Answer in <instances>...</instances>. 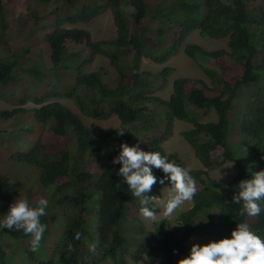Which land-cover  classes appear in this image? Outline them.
I'll return each mask as SVG.
<instances>
[{"label":"trees","instance_id":"16d2710c","mask_svg":"<svg viewBox=\"0 0 264 264\" xmlns=\"http://www.w3.org/2000/svg\"><path fill=\"white\" fill-rule=\"evenodd\" d=\"M252 2H260L258 8ZM107 10L117 28L112 39L94 40L77 25ZM146 21L162 28L154 43ZM173 27L179 29L178 38L168 41L166 30ZM195 30L206 38L229 37V51L186 47L201 62L214 92L203 79L178 75L167 98L156 94L168 86L173 68L143 70V58L168 61ZM226 54L239 64L240 77L225 78L215 69L228 67ZM99 55L115 69L114 85L100 69H86ZM251 85L254 98L244 109L239 144L233 146L229 115L241 87ZM209 109L218 113L217 120H203L200 110ZM80 113L100 120L116 116L119 124L96 133ZM180 121L192 125L182 134L204 167L189 169L198 192L180 213L178 226H172L167 218L140 216L138 201L118 175L120 166L111 161L123 142L140 141L144 149L166 153L163 144ZM121 128L123 135L117 133ZM168 155L186 167L176 153ZM227 161L238 170L222 184L209 171ZM8 163L26 169L25 181L5 170ZM261 169L264 0H0V216L19 196L33 205L49 200L39 249H31L32 237L23 231L0 230V264H100L124 261L127 254L136 262L147 258L179 264L190 251L189 239L205 229L197 223L202 216L210 226L222 227L213 239L230 235L241 221L264 236V212L241 217V205L231 202L236 185ZM156 174L162 175L159 170ZM162 187L154 185L151 193L158 212ZM91 243L97 244L94 253Z\"/></svg>","mask_w":264,"mask_h":264},{"label":"clouds","instance_id":"9594fccd","mask_svg":"<svg viewBox=\"0 0 264 264\" xmlns=\"http://www.w3.org/2000/svg\"><path fill=\"white\" fill-rule=\"evenodd\" d=\"M258 6L255 8H258ZM222 38H227L228 40L229 37L225 36L217 39ZM219 49L207 50L213 51ZM224 50L229 51L228 41L227 49ZM227 68L228 67L215 69H217L225 78L232 79L237 76L240 77L239 74H236L235 72H228ZM206 77V80H203L204 83H206L208 88L214 92V86L210 84L209 77L207 75ZM254 92V85L248 87L243 86L239 90L237 99L234 101V108L229 115L230 127L236 129L231 135L233 140L237 141L236 145H233L229 140L230 144L233 146L239 144L240 136L237 135V132L240 128V120L247 103L254 98ZM246 94L250 95V97L246 98ZM201 111H212L214 117L210 120H217L218 113L214 109L200 110V114ZM187 124L192 127L191 124ZM238 124L239 127L237 128ZM117 133L123 135L125 131L121 128ZM173 136H171V138ZM169 140L163 144L165 150V144ZM186 141L195 152L192 144L187 139ZM172 153H176L184 164H186V167L177 163L176 160L170 159L168 154ZM180 154L179 151L168 152L166 150V153H162L159 150H145L141 147L140 141H137L132 145L127 142H123L119 145L118 155L113 157L111 163L120 166L118 169V175L122 177L124 183L127 184L128 192L131 194L132 198H135L138 201L140 205L139 214L144 219L155 221L158 215L171 217L185 202L191 201L192 205V200L198 192V181L191 174L189 169L203 168L204 166L196 156V153L195 157L199 160L200 166L202 165L203 167H188L186 161L180 157ZM227 162H232L236 165L233 161ZM227 162H222L219 166L213 169H217ZM222 168L229 167L222 166L220 168L219 181L226 175V173L221 171ZM156 170H159L162 175H157ZM157 184L163 187L165 186L164 188L170 187L163 211L161 210L162 212L157 211L155 195L151 194L153 186ZM231 202L241 205L239 212L241 217L247 216L251 218L260 216L261 213L264 212V169L252 171L250 178L241 180L238 185H236ZM48 208L49 200L47 198H41L35 205H33L27 197L20 198L19 196L10 204L7 213L0 216V230L8 229L9 231H23L25 235H31V249L36 251L40 247L41 240L43 239L47 228L46 224L42 223L41 218L47 215ZM214 211L216 212V209ZM215 216L218 217L219 214L215 213ZM197 223L200 224L199 218ZM220 228L222 230V227ZM199 232L200 231L195 234H198ZM80 235V233H77L76 238L79 239ZM187 246L190 247V251L187 256L178 262L179 264H264V236L259 235L247 221L237 223L236 227L231 230L230 235H225L219 239H211L206 243L195 242L191 246L188 241ZM96 248V243L89 244L90 252L94 253Z\"/></svg>","mask_w":264,"mask_h":264},{"label":"rangeland","instance_id":"374dc122","mask_svg":"<svg viewBox=\"0 0 264 264\" xmlns=\"http://www.w3.org/2000/svg\"><path fill=\"white\" fill-rule=\"evenodd\" d=\"M251 5L253 6V8H255L259 5V2H252ZM46 23L47 25L44 27L45 29L51 26L50 20L47 21ZM153 23L155 22L146 21V24L149 26L148 36L154 43L157 40V38H161L160 33H161L162 28H159L157 26L151 27ZM77 25L79 27L89 30L94 40L112 39L117 34V28L114 23V18L110 10L105 11L104 13L97 16L90 22L78 23ZM68 26H73V25H68ZM132 27L134 30L138 28V26H135V25H133ZM178 31L179 29L175 27L171 28L170 30L167 29L165 36H164L165 39H168V41H176L178 38V35H177ZM227 41H228L227 38H222V39L206 38L200 34L199 30H195L190 34L187 40L183 43L179 52H177V54L172 56L168 61L159 63L156 61H152L148 57H144L142 60L141 66L143 70H149L153 73L160 71L164 67L173 68V73L172 75H170L168 86L164 90H160L156 92V94L161 95L164 98H167L171 92L172 83H173V80L176 78V76L188 75V76L195 77L198 79H203L204 81L207 78L201 66V62L194 60L193 58H191L190 56L186 54L185 49L189 44H199L203 46L205 49H219V48L227 49ZM79 47L87 50L84 46H79ZM46 59L49 60L50 59L49 56L46 55ZM225 59L229 63L227 64L228 66L227 71L240 74L241 71H240L239 65L236 62L232 61L228 54L226 55ZM93 62L94 63L91 66H87L86 69H100L103 73L106 74V80L111 85H114L117 75H116L115 69L110 64L109 59L103 55H99L94 58ZM249 97L250 95L246 94V98H249ZM60 100L63 101L64 103L65 102L69 103L74 108V110H76L74 105L71 104L67 98H61ZM201 114L204 120H210V119H213L214 117V113L212 111H209V112L201 111ZM80 115L82 116L84 122L90 128L95 130L96 133H100L107 127L116 126L117 124H119V119L116 116H111L108 119L100 120V119L93 118V117H87L83 115L82 113H80ZM187 126H188L187 124L180 121L177 124L175 135L165 144V147L168 152L179 151L181 153L180 157L186 161L188 167H191V168L199 167L200 163H199V160L195 157V152L192 150L191 146L187 143L185 137L182 135V132ZM238 127H239V124L237 125V128ZM235 130H236L235 128H230V132H229V140L233 145H236L237 143V141L233 140V138L231 137L232 132H234ZM145 149H146V146H145ZM92 166L93 168H95L94 163H92ZM222 166L229 167V168L221 169V171L223 173H226V175L223 176V178L219 181L220 179L219 170ZM200 167H203V166L201 165ZM5 170L14 179L25 181V176H26L27 171L24 167L18 164H14V163H8L6 165ZM236 172H237L236 165L232 162H227L225 164H222L217 169L210 170L209 175L213 177L215 180H218L219 182L226 184L231 178H233ZM169 191H170V187L164 188L161 191L162 193L161 198L158 199L162 207V211L166 203ZM190 206H191V201H187L180 208H178L171 217H164L163 215H158L155 221L161 220L163 218H167L169 219L170 224L172 226H178L177 219H179L180 213L186 210ZM206 219L207 218L205 216H202L199 218L200 224L204 225L205 229L202 232H199L198 234H195L194 236H192V238L189 240L190 246L195 242L206 243L207 241L213 239L214 235L221 230L220 227H216L213 225L210 226L209 225L210 223L207 222ZM225 220H226V216H225ZM150 227H151V230H154L153 226H150ZM163 257L168 258V256L164 254H163ZM100 264H164V262H162L161 260L149 261V259L147 258H142L140 261L136 262L133 260L132 257H130L127 254L124 257V261L116 262L112 260H106Z\"/></svg>","mask_w":264,"mask_h":264}]
</instances>
